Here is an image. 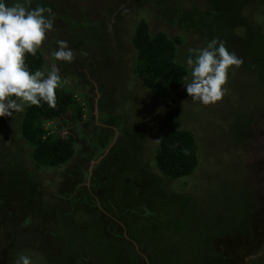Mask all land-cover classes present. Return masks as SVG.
I'll return each mask as SVG.
<instances>
[{
    "label": "rangeland",
    "instance_id": "rangeland-1",
    "mask_svg": "<svg viewBox=\"0 0 264 264\" xmlns=\"http://www.w3.org/2000/svg\"><path fill=\"white\" fill-rule=\"evenodd\" d=\"M14 0H8L13 3ZM50 7L54 28L38 49L55 67L56 92L81 115L44 124L75 156L39 168L21 135L26 107L0 117V264H264V0H30ZM180 39L176 61L216 38L243 63L229 70L223 98L171 108L138 79L133 38ZM74 52L57 61V41ZM187 130L199 165L172 180L156 167L167 133ZM253 206V207H252ZM252 207V209H250ZM250 209V210H248ZM248 210V211H247Z\"/></svg>",
    "mask_w": 264,
    "mask_h": 264
},
{
    "label": "clouds",
    "instance_id": "clouds-1",
    "mask_svg": "<svg viewBox=\"0 0 264 264\" xmlns=\"http://www.w3.org/2000/svg\"><path fill=\"white\" fill-rule=\"evenodd\" d=\"M30 0H0V117H12L25 106L42 102L55 107L56 90L61 77L55 65L45 74L29 71L25 56L36 55L54 28L55 14L50 7H29ZM53 57L71 63L74 52L65 40L57 41ZM189 50L186 66L190 81L184 84L193 101L208 106L219 102L225 94L229 70L239 67L243 60L230 52L224 41L212 39L206 46ZM15 264H32L30 257L19 256Z\"/></svg>",
    "mask_w": 264,
    "mask_h": 264
},
{
    "label": "trees",
    "instance_id": "trees-1",
    "mask_svg": "<svg viewBox=\"0 0 264 264\" xmlns=\"http://www.w3.org/2000/svg\"><path fill=\"white\" fill-rule=\"evenodd\" d=\"M133 43L137 50L135 73L146 89L161 99L165 108H171L175 94L184 88L187 69L177 63V47L181 40H171L164 33L152 38L149 27L142 21L136 28ZM29 71H41L44 60L36 55H26ZM81 115L82 110L71 93L56 92L55 107L47 103L27 106L21 125V135L33 149V160L39 168H59L75 156L71 143L47 137L44 124L68 117L70 112ZM157 170L172 180L191 176L199 165V149L195 136L187 130L167 133L160 142L156 154Z\"/></svg>",
    "mask_w": 264,
    "mask_h": 264
},
{
    "label": "flooded vegetation",
    "instance_id": "flooded-vegetation-1",
    "mask_svg": "<svg viewBox=\"0 0 264 264\" xmlns=\"http://www.w3.org/2000/svg\"><path fill=\"white\" fill-rule=\"evenodd\" d=\"M252 207H253V206H252ZM252 207H250V209H252ZM250 209H248V210H250ZM248 210H247V211H248Z\"/></svg>",
    "mask_w": 264,
    "mask_h": 264
}]
</instances>
